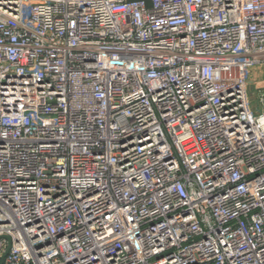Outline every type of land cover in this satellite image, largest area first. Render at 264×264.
Here are the masks:
<instances>
[{
  "label": "built area",
  "instance_id": "built-area-1",
  "mask_svg": "<svg viewBox=\"0 0 264 264\" xmlns=\"http://www.w3.org/2000/svg\"><path fill=\"white\" fill-rule=\"evenodd\" d=\"M264 0H0V264H264Z\"/></svg>",
  "mask_w": 264,
  "mask_h": 264
},
{
  "label": "rangeland",
  "instance_id": "rangeland-1",
  "mask_svg": "<svg viewBox=\"0 0 264 264\" xmlns=\"http://www.w3.org/2000/svg\"><path fill=\"white\" fill-rule=\"evenodd\" d=\"M253 77H255V79L263 78L264 77V70H263V72L260 71L256 75H253Z\"/></svg>",
  "mask_w": 264,
  "mask_h": 264
}]
</instances>
